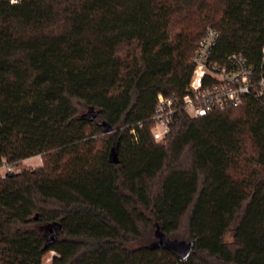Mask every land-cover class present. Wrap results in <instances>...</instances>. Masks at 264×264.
I'll return each instance as SVG.
<instances>
[{"label": "trees", "instance_id": "16d2710c", "mask_svg": "<svg viewBox=\"0 0 264 264\" xmlns=\"http://www.w3.org/2000/svg\"><path fill=\"white\" fill-rule=\"evenodd\" d=\"M211 28L214 60L259 70L264 0H0V157L42 158L0 174V264H264V94L152 134ZM156 223L187 260L149 247Z\"/></svg>", "mask_w": 264, "mask_h": 264}, {"label": "built area", "instance_id": "2783aa9c", "mask_svg": "<svg viewBox=\"0 0 264 264\" xmlns=\"http://www.w3.org/2000/svg\"><path fill=\"white\" fill-rule=\"evenodd\" d=\"M219 33L209 29L200 41L193 57L194 69L187 93L181 98L159 94L153 115L152 134L158 141L171 132L175 115L185 110L192 117L205 116L215 109L237 107L247 96L261 97L264 94V45L257 71L241 54L233 53L227 61L213 59ZM18 172L6 157H0L2 178Z\"/></svg>", "mask_w": 264, "mask_h": 264}, {"label": "water", "instance_id": "95a60500", "mask_svg": "<svg viewBox=\"0 0 264 264\" xmlns=\"http://www.w3.org/2000/svg\"><path fill=\"white\" fill-rule=\"evenodd\" d=\"M102 110L94 106L89 107L81 115L82 118L88 121H95L101 115ZM106 125V123H104ZM111 130V127L108 128V131ZM110 161L113 163L119 162L116 151L113 149L110 155ZM62 231V224L55 223L52 224L48 231V242L57 240ZM155 240L149 244L151 248H162L166 249L174 254H176L179 259L187 260L190 257V254L194 248L195 240H185L172 238L163 230L162 226L159 223H156L154 231Z\"/></svg>", "mask_w": 264, "mask_h": 264}, {"label": "rangeland", "instance_id": "374dc122", "mask_svg": "<svg viewBox=\"0 0 264 264\" xmlns=\"http://www.w3.org/2000/svg\"><path fill=\"white\" fill-rule=\"evenodd\" d=\"M41 164L42 158L40 155H38L22 161L21 164L17 167V169L18 171H22L24 168H35L40 166ZM53 255H55L54 251L47 253L44 258V264H50Z\"/></svg>", "mask_w": 264, "mask_h": 264}, {"label": "clouds", "instance_id": "9594fccd", "mask_svg": "<svg viewBox=\"0 0 264 264\" xmlns=\"http://www.w3.org/2000/svg\"><path fill=\"white\" fill-rule=\"evenodd\" d=\"M11 2H12L13 4H15V3H18L19 0H11Z\"/></svg>", "mask_w": 264, "mask_h": 264}]
</instances>
